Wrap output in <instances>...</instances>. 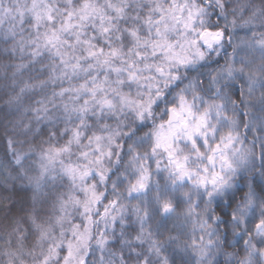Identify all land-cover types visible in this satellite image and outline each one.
I'll return each instance as SVG.
<instances>
[{"label":"clouds","instance_id":"obj_1","mask_svg":"<svg viewBox=\"0 0 264 264\" xmlns=\"http://www.w3.org/2000/svg\"><path fill=\"white\" fill-rule=\"evenodd\" d=\"M0 264H264V0H0Z\"/></svg>","mask_w":264,"mask_h":264}]
</instances>
